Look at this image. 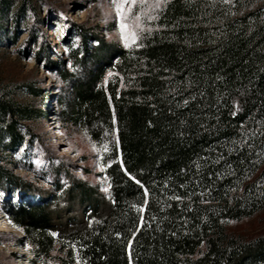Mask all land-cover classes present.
<instances>
[{"label": "trees", "instance_id": "obj_1", "mask_svg": "<svg viewBox=\"0 0 264 264\" xmlns=\"http://www.w3.org/2000/svg\"><path fill=\"white\" fill-rule=\"evenodd\" d=\"M151 25L70 103L72 124L108 139L107 192L68 169L37 190L0 165L22 191L9 217L43 262L264 264V232L228 228L264 209V0H167ZM22 111L0 94L10 147Z\"/></svg>", "mask_w": 264, "mask_h": 264}, {"label": "rangeland", "instance_id": "obj_2", "mask_svg": "<svg viewBox=\"0 0 264 264\" xmlns=\"http://www.w3.org/2000/svg\"><path fill=\"white\" fill-rule=\"evenodd\" d=\"M166 2L0 0V94L28 115L17 123L25 134L22 142L10 147L7 136L0 140V165L37 190H55L56 183L66 187L68 169L72 176L107 192L102 153L108 152V139L102 149L72 124L70 103L76 86L87 85L113 57L111 49L136 44ZM117 4L122 5L119 12ZM97 37L103 40L97 42ZM110 75L107 72L105 81ZM1 182L0 264H56L39 260L25 231L12 223L8 209L21 204L22 191ZM32 197L23 200L35 202ZM228 228L244 236L263 233L264 209Z\"/></svg>", "mask_w": 264, "mask_h": 264}, {"label": "snow or ice", "instance_id": "obj_3", "mask_svg": "<svg viewBox=\"0 0 264 264\" xmlns=\"http://www.w3.org/2000/svg\"><path fill=\"white\" fill-rule=\"evenodd\" d=\"M114 2H115V0H114ZM133 2H134V0H133ZM116 7H117V11L119 12V11H120V9L122 8V5H120V4H117V5H116Z\"/></svg>", "mask_w": 264, "mask_h": 264}, {"label": "bare ground", "instance_id": "obj_4", "mask_svg": "<svg viewBox=\"0 0 264 264\" xmlns=\"http://www.w3.org/2000/svg\"><path fill=\"white\" fill-rule=\"evenodd\" d=\"M3 228H8L7 226L3 227ZM10 230H11V226H10Z\"/></svg>", "mask_w": 264, "mask_h": 264}]
</instances>
